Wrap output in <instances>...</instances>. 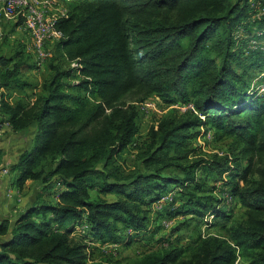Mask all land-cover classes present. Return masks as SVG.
I'll return each instance as SVG.
<instances>
[{
	"label": "trees",
	"instance_id": "trees-1",
	"mask_svg": "<svg viewBox=\"0 0 264 264\" xmlns=\"http://www.w3.org/2000/svg\"><path fill=\"white\" fill-rule=\"evenodd\" d=\"M62 1L61 37L31 101H10L4 89L28 87L20 75L34 61L21 43L0 53V125L12 132L33 126L30 145L8 164L13 184L59 187L51 202H34L11 224L0 217V264H98L87 262L85 240L115 241L119 226L131 236L146 231L150 205L173 191L178 205L169 217L220 226L224 192L202 191L196 171L229 185L225 194L238 200L243 217L221 234L198 231L191 244H169L129 264H264V162H251L264 155V93H248L231 65L234 32L262 19L250 13V0ZM151 96L191 102L194 111L178 115L170 107L148 130L137 155L141 170L123 174L116 157L137 133L135 104ZM199 128L229 138L227 151L195 155L189 140ZM82 222L87 231L74 239Z\"/></svg>",
	"mask_w": 264,
	"mask_h": 264
},
{
	"label": "rangeland",
	"instance_id": "rangeland-1",
	"mask_svg": "<svg viewBox=\"0 0 264 264\" xmlns=\"http://www.w3.org/2000/svg\"><path fill=\"white\" fill-rule=\"evenodd\" d=\"M231 1L234 2L236 0ZM250 3L252 7L250 13H253L256 18L261 17L262 19L259 22H251L249 20L252 24L246 23L243 27L241 26V30L238 29L234 32V54L231 65L234 70L241 75L248 86V93L260 95L264 93V72H262L264 71V50H260L261 52H254L253 49L261 45L264 46V35L257 39H253V36L258 30L263 31L264 34V0H250ZM58 6L60 9L65 10V3L62 0H58ZM15 23L16 20L0 18V53L8 55L14 49L16 43H21L23 51L32 59L30 49L28 48L29 37L22 25H16ZM47 46L51 54L52 44H48ZM46 63L47 60H44L39 67L21 73L20 77L29 84L28 87L20 90L4 89L5 93L9 95L8 98L10 101L19 99L23 102H28L33 99V95L37 92L39 84L47 77L48 72ZM143 101L149 102L150 106L140 109L139 103L135 104L137 108V133L133 137L132 142H130L116 157V162L119 164L123 174L141 170L137 155L148 141V130L156 125L157 120L171 107L155 96L148 97ZM174 110L177 111L178 115H181L179 113L182 112L175 108ZM32 128L33 126L31 125L23 131L12 132L11 134L0 131V139L3 142V144H0V165L11 164V161H14V159L16 160L21 150L28 148L33 134ZM199 129L200 134L189 140V145L194 148L195 155H221L227 151L229 138L217 139L216 136L212 134L211 130H208L209 134H205L204 130L201 128ZM245 162V158L241 160L242 164ZM251 162L254 167L262 164L264 162V155L252 156ZM164 174L182 175L178 171L171 170H165ZM195 175L201 180L200 189L206 193H211L217 197L222 192L225 194V192L229 191L228 189L230 186L223 184L221 181H212L209 179L204 181V174L199 171H196ZM223 177L227 179L225 175H223ZM250 177L255 178L257 175L252 174ZM52 179L54 180L55 177ZM51 183V187L44 190L42 189L41 183L27 181L19 190L13 184V172L9 171V174L0 176V196H2L0 197V201L6 199L4 202L1 201L0 217L8 218L11 224L13 219L21 213L24 208L32 205L34 202L38 200L51 202L54 199L55 191L59 188L56 183ZM240 184L242 183L240 182ZM173 192L174 193L171 194L169 193L171 196L173 194L175 198L172 204L170 203V197V199L162 200L164 202L158 201L150 205L151 214L147 226L148 229L146 231L131 236L129 230H126L124 226H119L115 241L88 242L85 240L87 262L98 264H129L142 254L163 249L169 244H191L198 236V231L204 228V223H199L198 218L192 216L169 217L168 213L174 211L176 205H178V201L176 200L178 194L175 191ZM90 193L93 195L95 190L92 189ZM166 194L167 193L164 195ZM101 196L107 200L114 198L112 195ZM222 210L223 217H217V222L220 226L214 225L212 228L205 227L203 233L221 234L224 228L223 226L226 227L230 225L244 215V208L239 204L236 198H233L230 202L224 203ZM86 231L87 226L82 222L74 226L71 236L74 239H78V237L84 235Z\"/></svg>",
	"mask_w": 264,
	"mask_h": 264
},
{
	"label": "built area",
	"instance_id": "built-area-1",
	"mask_svg": "<svg viewBox=\"0 0 264 264\" xmlns=\"http://www.w3.org/2000/svg\"><path fill=\"white\" fill-rule=\"evenodd\" d=\"M64 14L65 10L59 8L58 0H0V18L6 20L20 19V25H22L29 37L28 48L36 67H39L44 60L50 57L47 45L52 44L61 37V32L55 27V22ZM139 106L140 109L147 108L150 103L142 101ZM170 106L180 112L194 111L191 102L175 103ZM5 126L7 125L1 124L0 131ZM206 133L209 134V131H205ZM7 174H9L8 165H2L0 167V176ZM223 197L226 202L232 200L227 194H224ZM167 199H170L169 193L161 196L159 201ZM210 219L211 216H208L207 221H210ZM167 221L169 222V220ZM203 227L205 228L206 225L204 224ZM203 229H200L202 237L208 235L203 233Z\"/></svg>",
	"mask_w": 264,
	"mask_h": 264
},
{
	"label": "crops",
	"instance_id": "crops-1",
	"mask_svg": "<svg viewBox=\"0 0 264 264\" xmlns=\"http://www.w3.org/2000/svg\"><path fill=\"white\" fill-rule=\"evenodd\" d=\"M33 129V128H32ZM1 131H5L7 134H11L12 133V131H10V129L7 127V126H5V127H3L2 128V130ZM2 142V140L0 139V144H3V142ZM14 161H15V159H14ZM14 161H11V163H13ZM10 164V163H9ZM0 166H2V164L0 165ZM27 182V181H26ZM1 185V184H0ZM0 191H1V189H0ZM0 197H2V196H0ZM2 199V198H1ZM6 199H2L1 201L2 202H4ZM1 201H0V206H1Z\"/></svg>",
	"mask_w": 264,
	"mask_h": 264
}]
</instances>
